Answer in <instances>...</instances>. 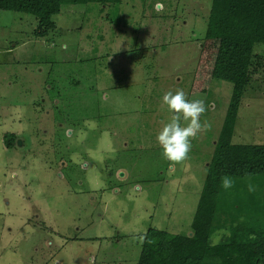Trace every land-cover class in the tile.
Segmentation results:
<instances>
[{"label": "rangeland", "instance_id": "374dc122", "mask_svg": "<svg viewBox=\"0 0 264 264\" xmlns=\"http://www.w3.org/2000/svg\"><path fill=\"white\" fill-rule=\"evenodd\" d=\"M211 2L63 6L52 18L55 28L43 37L34 17L0 11V131L29 132L28 146L32 129L44 119L33 104L54 98L57 111L64 112L55 114V139L61 144L55 147L57 165L50 183L48 174L38 187L46 198L39 201L47 206V214H40L51 229L33 224L35 183L28 189L18 186L17 167H11L8 154L0 156V264H138L149 229L192 235L233 90L231 83L212 78L219 42L205 37ZM254 53L235 145L264 146V44L256 45ZM45 82L53 88L48 92L52 98H40ZM176 89L189 100L204 101L200 120L210 128L192 140L189 159L173 168L156 137L171 117L162 97ZM23 115L30 121L19 123ZM15 164H24L23 155ZM64 167L67 175L60 178ZM32 173L42 172H19V178L27 181L23 175ZM249 181H238L235 201L263 190L260 182ZM95 188L103 191L100 209L92 211L85 192ZM227 236V230L216 231L211 242Z\"/></svg>", "mask_w": 264, "mask_h": 264}, {"label": "trees", "instance_id": "16d2710c", "mask_svg": "<svg viewBox=\"0 0 264 264\" xmlns=\"http://www.w3.org/2000/svg\"><path fill=\"white\" fill-rule=\"evenodd\" d=\"M121 0H0V11L22 13L38 22V36L55 28L63 6L113 5ZM205 37L219 42L212 78L233 85L216 139L189 236L149 229L138 264H264V146L232 144L242 96L250 82L254 48L264 44V0H212ZM235 184L223 192L221 178ZM260 182L262 191L243 201L232 196L238 181ZM248 182V186H249ZM239 188V186H238ZM230 195H229V194ZM231 208V209H230ZM228 236L214 245L213 233Z\"/></svg>", "mask_w": 264, "mask_h": 264}, {"label": "flooded vegetation", "instance_id": "af4514ba", "mask_svg": "<svg viewBox=\"0 0 264 264\" xmlns=\"http://www.w3.org/2000/svg\"><path fill=\"white\" fill-rule=\"evenodd\" d=\"M46 84L47 82H45L44 85L42 86V93H41L40 98H52L48 96V92H51L53 88L46 87L47 86ZM32 108L44 114V119H43V122L41 123L42 126H39L38 125L39 122H37V125L34 126L35 129H32L33 131H35V136H33L32 143L27 146V139L30 133L24 132L23 129H21L19 132L9 131V130L0 131V132H4V133H1L2 139L0 142V156L3 153L8 154L9 161L12 162L11 167L13 169L15 166L17 167L16 171H18V173L16 176V184L18 186H23L24 189H28L31 183L33 182L35 183L33 184V196H31L30 192H28L26 195L31 196L30 200L34 206L35 213H36V215L34 216L33 224L41 228V230L43 231L44 228H42V226L48 227V229L46 230H49L51 229V225L49 224V222L46 221L47 219L43 215L41 216L40 214V213L47 214V206L44 201L42 202L39 201L40 199L45 200L46 198L41 191H38V187L40 188L43 177L44 176L47 177L48 174L50 175V177L48 176L49 177L48 183H50V179L52 177L51 172H53V169L57 165L58 156L55 153V147L57 145L61 146V144H58L55 139L57 136L56 126H55L56 125L55 114L56 112H58L57 111L58 107H56V101L53 98V99H50L49 101L42 100L40 103L38 101L37 104L35 103L32 105ZM69 111L70 109L69 107H67L65 111L66 117L70 115ZM10 113H13V112H10ZM58 113L64 114V112H61L60 110ZM9 114H5L2 116H8ZM48 116L51 117V119H48ZM23 119H25L28 122L30 121L29 116L23 115L22 118L19 117L18 122L23 123ZM0 128H1V123H0ZM62 147L67 148L71 152V149H69L68 146L64 145ZM14 152H17V158L13 156ZM21 155H23L24 164H21V165L15 164V162H17L19 156ZM66 156H69V155L66 154ZM70 158L71 156L69 157V160ZM29 167L32 168L33 171L36 169H39L42 172L41 175L35 176L34 173L26 174V175H23V177L26 178L27 181L20 180L19 172L31 173L32 170H28ZM23 171H26V172H23ZM63 171H64V174L60 173L59 175L60 178H63L64 177L63 175H67L66 167L63 168ZM67 181L69 183V175L67 176ZM8 184L11 187H13L12 184H10V182H8ZM102 191H103L102 188H95V190L94 189L86 190L85 194L87 196L89 195V197L91 198L89 199L90 201L86 199V204L88 206L90 205V208L92 211H94L95 209L96 210L100 209ZM7 198H10V196L7 195ZM31 219H27V222H30Z\"/></svg>", "mask_w": 264, "mask_h": 264}, {"label": "clouds", "instance_id": "9594fccd", "mask_svg": "<svg viewBox=\"0 0 264 264\" xmlns=\"http://www.w3.org/2000/svg\"><path fill=\"white\" fill-rule=\"evenodd\" d=\"M161 103L171 113V117L158 133L156 140L162 149L163 158L174 168L189 159L192 140L196 139L199 133L208 131L210 125L207 121L201 123L200 120L206 111L204 101L189 100L183 89L165 92ZM234 184L235 181L230 176L221 178V187L225 190L232 188ZM249 190H254L251 185Z\"/></svg>", "mask_w": 264, "mask_h": 264}]
</instances>
